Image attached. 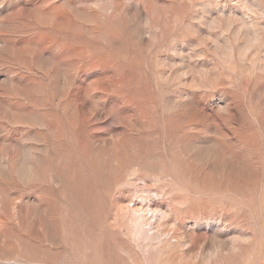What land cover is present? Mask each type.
Wrapping results in <instances>:
<instances>
[{"label":"rangeland","instance_id":"rangeland-1","mask_svg":"<svg viewBox=\"0 0 264 264\" xmlns=\"http://www.w3.org/2000/svg\"><path fill=\"white\" fill-rule=\"evenodd\" d=\"M0 264H264V0H0Z\"/></svg>","mask_w":264,"mask_h":264},{"label":"bare ground","instance_id":"bare-ground-1","mask_svg":"<svg viewBox=\"0 0 264 264\" xmlns=\"http://www.w3.org/2000/svg\"><path fill=\"white\" fill-rule=\"evenodd\" d=\"M122 208H125V207H122ZM122 208H121V209H122ZM125 210H126V209H125ZM138 214H139V213H138ZM132 216H133V214H132ZM134 216H135V215H134ZM176 241H177V240H176ZM184 241H185V239H184ZM178 242H179V241H178ZM182 243H183V242H182ZM186 245H188V244H186ZM186 245H185V246H186Z\"/></svg>","mask_w":264,"mask_h":264}]
</instances>
